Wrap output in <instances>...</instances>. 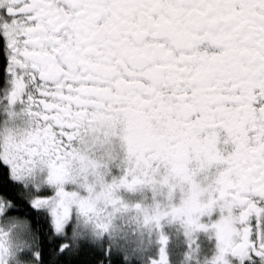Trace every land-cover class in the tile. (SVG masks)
<instances>
[{"label":"snow or ice","instance_id":"snow-or-ice-1","mask_svg":"<svg viewBox=\"0 0 264 264\" xmlns=\"http://www.w3.org/2000/svg\"><path fill=\"white\" fill-rule=\"evenodd\" d=\"M0 264H264V0H0Z\"/></svg>","mask_w":264,"mask_h":264}]
</instances>
